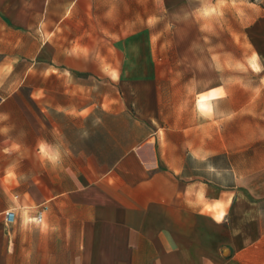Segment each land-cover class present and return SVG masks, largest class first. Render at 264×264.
I'll return each instance as SVG.
<instances>
[{
	"label": "crops",
	"instance_id": "1",
	"mask_svg": "<svg viewBox=\"0 0 264 264\" xmlns=\"http://www.w3.org/2000/svg\"><path fill=\"white\" fill-rule=\"evenodd\" d=\"M243 3L0 0V264H264V94L165 45Z\"/></svg>",
	"mask_w": 264,
	"mask_h": 264
},
{
	"label": "rangeland",
	"instance_id": "2",
	"mask_svg": "<svg viewBox=\"0 0 264 264\" xmlns=\"http://www.w3.org/2000/svg\"><path fill=\"white\" fill-rule=\"evenodd\" d=\"M243 1V4L237 6L222 7L221 12L208 9L207 15L211 14L208 16L210 20L208 19L201 25L198 22L199 8L196 5L175 7V23L188 25L190 28L186 29L185 33H189L190 36L188 38L180 36L174 39L169 37L165 45L174 47L171 51L175 53L170 54L172 56L170 61L175 62L176 67L179 62L184 61L190 67L196 65L195 70H192V77L195 76L194 73H197L199 63L206 61L208 67L211 68V65L214 67L216 60L233 62L235 67L233 73L238 74L239 83L242 85L240 88H247L262 95L264 94V37L262 32L264 0ZM208 8L212 9V7ZM215 14L219 18L216 19ZM188 16H191L190 23L182 24ZM208 73L213 76L214 70H209ZM246 136L242 135L245 140ZM261 137L263 135H256L257 139Z\"/></svg>",
	"mask_w": 264,
	"mask_h": 264
},
{
	"label": "built area",
	"instance_id": "3",
	"mask_svg": "<svg viewBox=\"0 0 264 264\" xmlns=\"http://www.w3.org/2000/svg\"><path fill=\"white\" fill-rule=\"evenodd\" d=\"M43 211H44V209L41 210V211H39V212H37L35 218L42 217ZM13 216H14L13 213H7L6 214L7 221H10L11 222L12 219H13ZM41 220H42V218L40 219V222H41ZM35 221H36V219H35Z\"/></svg>",
	"mask_w": 264,
	"mask_h": 264
},
{
	"label": "clouds",
	"instance_id": "4",
	"mask_svg": "<svg viewBox=\"0 0 264 264\" xmlns=\"http://www.w3.org/2000/svg\"><path fill=\"white\" fill-rule=\"evenodd\" d=\"M0 118H2V119H8L9 116H8L7 114H2V115H0ZM40 147H41L42 150H44L45 147H46V145L41 144ZM55 159H59V157L56 156ZM41 218H42V217L35 218V219H36V222L39 223Z\"/></svg>",
	"mask_w": 264,
	"mask_h": 264
}]
</instances>
